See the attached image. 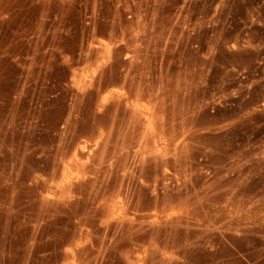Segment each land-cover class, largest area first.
<instances>
[{
	"label": "rangeland",
	"instance_id": "rangeland-1",
	"mask_svg": "<svg viewBox=\"0 0 264 264\" xmlns=\"http://www.w3.org/2000/svg\"><path fill=\"white\" fill-rule=\"evenodd\" d=\"M0 264H264V0H0Z\"/></svg>",
	"mask_w": 264,
	"mask_h": 264
}]
</instances>
